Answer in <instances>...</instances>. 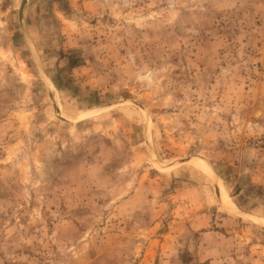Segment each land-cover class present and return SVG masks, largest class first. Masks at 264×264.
Listing matches in <instances>:
<instances>
[{"label": "rangeland", "instance_id": "rangeland-1", "mask_svg": "<svg viewBox=\"0 0 264 264\" xmlns=\"http://www.w3.org/2000/svg\"><path fill=\"white\" fill-rule=\"evenodd\" d=\"M22 1L0 264H264V0Z\"/></svg>", "mask_w": 264, "mask_h": 264}, {"label": "bare ground", "instance_id": "bare-ground-1", "mask_svg": "<svg viewBox=\"0 0 264 264\" xmlns=\"http://www.w3.org/2000/svg\"><path fill=\"white\" fill-rule=\"evenodd\" d=\"M196 161V160H195ZM194 168H196V169H198V170H201V171H203V172H205L206 174H209L208 173V170H207V167L205 166V164H203V163H200V162H192V163H190ZM212 173V172H211ZM225 194V193H224ZM225 199H226V197H225ZM229 201V200H228Z\"/></svg>", "mask_w": 264, "mask_h": 264}, {"label": "water", "instance_id": "water-1", "mask_svg": "<svg viewBox=\"0 0 264 264\" xmlns=\"http://www.w3.org/2000/svg\"><path fill=\"white\" fill-rule=\"evenodd\" d=\"M27 1L28 0H23L22 1V5H21V8H20V19H21V22H23V14H24V9H25V6L27 4Z\"/></svg>", "mask_w": 264, "mask_h": 264}]
</instances>
